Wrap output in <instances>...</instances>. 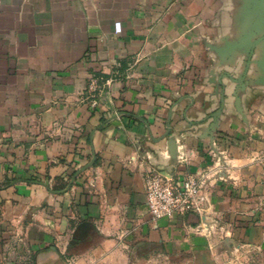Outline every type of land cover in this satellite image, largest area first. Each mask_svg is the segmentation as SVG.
<instances>
[{
	"label": "crops",
	"instance_id": "obj_1",
	"mask_svg": "<svg viewBox=\"0 0 264 264\" xmlns=\"http://www.w3.org/2000/svg\"><path fill=\"white\" fill-rule=\"evenodd\" d=\"M0 264H264V0H0Z\"/></svg>",
	"mask_w": 264,
	"mask_h": 264
},
{
	"label": "built area",
	"instance_id": "obj_2",
	"mask_svg": "<svg viewBox=\"0 0 264 264\" xmlns=\"http://www.w3.org/2000/svg\"><path fill=\"white\" fill-rule=\"evenodd\" d=\"M109 80L100 75L89 77L87 90L98 93L92 101L100 102V95ZM108 97L105 100L107 103ZM207 172L199 171L185 176L183 180H174L163 170L151 169L144 174V191L146 209L153 219H173L184 217L189 213L204 215L207 208L205 185Z\"/></svg>",
	"mask_w": 264,
	"mask_h": 264
},
{
	"label": "water",
	"instance_id": "obj_3",
	"mask_svg": "<svg viewBox=\"0 0 264 264\" xmlns=\"http://www.w3.org/2000/svg\"><path fill=\"white\" fill-rule=\"evenodd\" d=\"M107 99V97L105 98V100Z\"/></svg>",
	"mask_w": 264,
	"mask_h": 264
}]
</instances>
